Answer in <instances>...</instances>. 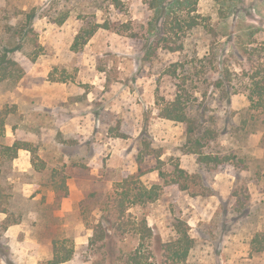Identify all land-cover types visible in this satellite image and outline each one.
Returning a JSON list of instances; mask_svg holds the SVG:
<instances>
[{"label":"rangeland","instance_id":"374dc122","mask_svg":"<svg viewBox=\"0 0 264 264\" xmlns=\"http://www.w3.org/2000/svg\"><path fill=\"white\" fill-rule=\"evenodd\" d=\"M173 1L0 0V47L21 46L17 55L28 61L22 85L26 89L45 80L33 77L38 72L60 80L45 95L69 96L48 108L36 93H18L19 84L0 87V107L15 108L9 126L41 130L38 156L46 165L38 173L0 160V203L9 211L8 216L0 213V264H51L54 241L75 250L76 257L62 264H127L126 256L139 246L136 237L112 232L106 243L93 248L89 241L99 207L112 206L123 173L139 175V155L144 156L141 180L148 187L164 184L157 167L170 174L168 180L176 164L198 177L189 192L165 185L158 201L129 214L146 217L163 243L175 238L177 219L187 223L195 239L188 264H264V252L252 250L254 236L264 233V125L250 120L242 92L228 97L214 87L221 68L238 74L232 78L240 90L256 70L264 76V0H188L190 5L180 9L170 5ZM31 12L34 33L26 36L25 14ZM66 16L62 25L55 23ZM93 19L108 22L111 29H99L82 54L75 53L72 46L83 21ZM9 27L16 28L9 32ZM180 45L182 51H170ZM146 51L149 60L140 53ZM204 56L211 58L206 66L199 62ZM179 61L190 71L179 68L173 76L170 66ZM178 86L191 101L197 98L193 105L218 130L211 150L238 154L231 160L222 154L223 171L209 179L197 157L185 151L182 124L158 115L157 100L173 99ZM13 93L18 104L7 98ZM88 100L92 109H87ZM85 109L97 113L100 123L88 125L101 134L81 135L94 143L84 145L72 161L56 134L68 132L67 118ZM147 144L151 156L144 155ZM73 162L81 165L68 171L73 176L67 182L69 197L57 200L48 174ZM147 246L153 248L151 240Z\"/></svg>","mask_w":264,"mask_h":264},{"label":"trees","instance_id":"16d2710c","mask_svg":"<svg viewBox=\"0 0 264 264\" xmlns=\"http://www.w3.org/2000/svg\"><path fill=\"white\" fill-rule=\"evenodd\" d=\"M170 5L173 8H182L189 6L188 0L180 1L174 0ZM195 11V10H192ZM26 30L23 33L29 36L34 33L33 21L35 14L33 12L26 13ZM66 17H62L59 21L55 22L62 25ZM195 25H190L189 30L194 29ZM16 27H9L8 31L12 32ZM181 28V27H180ZM99 29L110 30L108 22L100 24L97 20L83 21V26L75 37L72 50L75 53L82 54L83 48L87 43L94 37ZM182 29V28H181ZM14 35L17 32L13 33ZM21 46L16 48H8L6 45L0 47V87L3 84L8 83L10 86L16 87L17 84L24 78L26 70L25 67L28 65V61L20 58L17 55ZM183 45L176 48H170L171 52L182 51ZM144 52V51H143ZM140 52L143 60H149L151 58V52L146 51L145 53ZM35 60V58H33ZM203 66L207 63H211V58L204 56L199 59ZM184 62L179 61L172 64L170 67L173 69L172 75H177L179 68H183L185 72H189L190 68L184 66ZM261 70L258 69L256 72L249 76L250 82L241 84L242 89H237L236 81L233 80L232 76L238 78L237 73L230 72L229 70L219 71L218 79L215 83V91L221 94L231 96L233 93L242 92L249 101V107L247 112L250 114V120L253 122H260L264 125V76H261ZM50 81L60 82L49 78ZM178 90L175 93L173 99L160 103L157 100L159 106L158 115L160 118L177 122L182 124L185 136V151L188 154L195 155L197 162L201 167V172L206 175V179L216 176L218 173L223 171V156L221 151H212L213 145L218 139V130L214 127V124H210L205 120L203 115L199 114V110L193 105V101L197 98L188 96V91L183 90L182 86H178ZM227 88H231L230 93ZM15 108H9L7 105L0 107V160L4 162H13L17 157L20 150H27L32 154V165L35 171L42 173L45 171L46 165L40 160L38 151L43 144V134L41 130H27L21 129L17 126L13 127L15 135V141L13 144H8L6 140V125L9 116L14 112ZM247 120L244 121V124ZM56 141L59 142L64 148V153L69 152L68 159L72 158L74 161L77 156L76 152L80 153V149L84 145H93L94 141L89 138H84L78 134H64L63 132H57ZM224 149V148H222ZM74 151V152H73ZM73 152V153H72ZM77 153V155H78ZM153 150L147 144L145 146L146 156H151ZM155 157L157 163L162 165L163 162L160 160L161 152L156 151ZM224 158L226 160L236 159L238 154L234 150H228L225 152ZM80 154L78 157L80 158ZM38 159L41 162H36ZM83 159V158H81ZM137 162L139 164V175H132L129 172H124L123 177L116 183L114 191V202L112 206L106 204L107 208H102L105 204H101L99 211L101 213L98 218L97 224L92 229V235L89 241V247L93 248L99 242H105L111 238L112 232L120 234L122 236H134L139 240V246L136 247L132 252L126 256L127 264H188L191 253L195 247V239L190 234V226L184 221L177 219L174 223L176 236L174 239L163 243L153 229L150 227L146 217L135 219L129 214L130 209L134 207H145L158 201L163 193L165 185L171 184L170 187L178 186L179 191L189 192L196 182L197 175H191L180 165H173L171 180H168V175L165 170L161 167H157L154 170L159 172L160 179L164 184H154L151 187L146 186L141 177L145 172L142 170L144 162V156H138ZM73 162L68 167L63 165L62 167H54L49 172V179L51 187L57 193V200L66 199L69 197L68 179L73 176L69 174V170L74 168H80L79 163ZM85 166H83L84 168ZM113 196V197H114ZM111 194L108 196L109 199L113 198ZM103 205V206H102ZM0 213L9 215L7 208L0 203ZM133 217V218H132ZM8 219V218H7ZM17 224L18 222H14ZM131 225V226H130ZM10 224L5 226L8 228ZM152 241L153 248L147 246L148 241ZM58 241L53 242V259L51 264H62L71 261L76 257L74 249H68ZM105 246V245H104ZM252 250L255 253L264 252V233H258L252 240ZM2 252V250H0ZM112 252L109 254V259L113 260ZM125 261V258H121ZM8 264H15L13 261L6 260ZM99 264V263H97Z\"/></svg>","mask_w":264,"mask_h":264},{"label":"crops","instance_id":"0c3cea01","mask_svg":"<svg viewBox=\"0 0 264 264\" xmlns=\"http://www.w3.org/2000/svg\"><path fill=\"white\" fill-rule=\"evenodd\" d=\"M33 73H34L33 77H37L36 78L37 80H39L41 77L45 78V80H43V81L39 80V83L38 82L36 84L34 83L33 85H31V87L29 86V87H26V89H25L24 85H22L23 84V79H22L19 83V87L17 88L18 93L25 92L26 94L32 93V95L36 93L35 96L40 97L42 99L41 101L43 103V106L48 107V108L49 107L54 108V106L56 104L58 105L59 103H65L68 101L69 96H66L67 97L66 98L63 96L59 97V95H56V94H52V97L45 95L44 92L48 91L49 89H53L54 87L58 86L60 83L58 81L57 82L50 81L46 75L39 74L38 72H33ZM62 85H66V84H62ZM15 95H16V93L10 94L7 98H10L11 100H13L14 104H18V102L15 101L16 100ZM55 96H57V97H55ZM10 102L11 101H9V103ZM88 102L89 103L87 104V109H92L93 101L88 100ZM71 112L76 113L75 110H72ZM93 120L95 121L96 126H97V124L100 123V119H99L97 113L95 111L93 112L92 110L86 111V109H85V111L81 114H78V115L73 114L69 118H67V120H66L68 123L67 125H70V128L67 129L68 132H64V133H66V134H79V135H83L85 137H90L93 135L98 136L101 133L100 132L95 133L94 129L90 130L89 125H88ZM13 127L14 126H12V127L9 126L8 123L6 125V137L11 138V141H9L8 144H13L15 141V135L13 132ZM76 127H78L77 130H76ZM13 165H14V167L19 168L22 171H27L29 169H32L33 168L32 154L27 150H20L18 153V157L13 161Z\"/></svg>","mask_w":264,"mask_h":264}]
</instances>
